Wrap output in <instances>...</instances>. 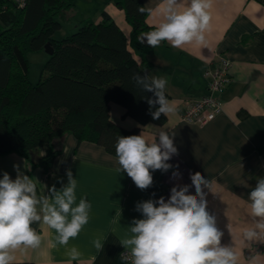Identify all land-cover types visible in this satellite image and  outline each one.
Instances as JSON below:
<instances>
[{
	"label": "crops",
	"instance_id": "obj_1",
	"mask_svg": "<svg viewBox=\"0 0 264 264\" xmlns=\"http://www.w3.org/2000/svg\"><path fill=\"white\" fill-rule=\"evenodd\" d=\"M142 1L145 7L160 3ZM105 7L102 10L128 34L130 27L123 12L110 0ZM209 11L210 30L205 33V46L176 49L162 42L158 48L149 47L146 54L147 74L167 79L166 93L176 111L166 117L164 124H147L137 135L151 141L160 128L175 133L178 155L168 163L174 169L179 166L182 178H171L174 169L167 173L157 170L152 173L153 185L141 191L126 173L117 172L116 156L96 143H78L72 134L55 142L59 151L47 165L38 164L45 153L43 148L31 151L33 166L17 153L0 156V178L7 172L15 179L13 165H19L37 182L38 195H49L48 189L53 185L61 189L62 183L67 184L66 172L71 170L78 182V199L83 195L92 204L89 223L67 247H50L54 230L34 223L32 227L42 236L41 246L15 252L13 263L67 264V251L75 246L80 257L73 264H122L120 254L124 249L120 239L132 219L142 218L134 210L136 203L161 196L167 200L173 186L190 185L189 174L200 172L212 182V192L205 189L207 208L224 233L221 244L235 248L240 264H264V241L247 242L241 238L243 228L254 226L248 214V195L257 179L264 177V0H213ZM99 20L100 13L94 18L95 22ZM146 23L151 27L155 21L147 16ZM218 57L230 61L232 77L220 95L222 110L204 125L182 121L183 99L197 98L206 92L204 69ZM110 112L111 118L122 126L136 125L132 118L122 116L119 105L112 104ZM189 191L195 194L194 187ZM98 236L107 237L101 252L92 245Z\"/></svg>",
	"mask_w": 264,
	"mask_h": 264
},
{
	"label": "clouds",
	"instance_id": "obj_2",
	"mask_svg": "<svg viewBox=\"0 0 264 264\" xmlns=\"http://www.w3.org/2000/svg\"><path fill=\"white\" fill-rule=\"evenodd\" d=\"M212 3L213 0H160L155 7H139L138 12L153 18L155 23L137 41L151 48H158L162 42L176 49L205 46ZM131 79L144 93L153 94L154 98L145 100L154 120L175 113V105L166 95V78L134 73ZM174 138L175 133L163 128L151 141L142 134L119 135L115 144L117 172L126 173L139 190H147L153 185V172L174 169L168 163L178 155ZM13 167L15 179L7 172L0 178V264H13L15 252L41 246L42 236L32 227L34 223L54 230L55 239L49 240L50 247H67L89 223L92 208L85 196L78 199V182L71 170L66 172L67 184L62 183L61 189L53 185L48 189L49 195H38L37 182L19 165ZM178 168L176 165L172 171V179L182 178ZM189 175L191 184H176L167 200L161 196L136 203L134 210L142 218L132 219L120 239L124 249L120 254L122 264H240L235 248L221 244L224 233L208 211L205 189L212 192V182L200 172ZM193 187L195 194H190ZM248 201V214L254 226L243 228L241 238L247 242L264 241V177L257 179ZM106 239H93L97 252L103 251ZM67 256V264H73L80 252L73 246Z\"/></svg>",
	"mask_w": 264,
	"mask_h": 264
},
{
	"label": "trees",
	"instance_id": "obj_3",
	"mask_svg": "<svg viewBox=\"0 0 264 264\" xmlns=\"http://www.w3.org/2000/svg\"><path fill=\"white\" fill-rule=\"evenodd\" d=\"M110 1L123 12L128 34L106 10L97 22L65 17L66 11L74 12L76 0H23V6L0 0V156L17 153L33 166L31 151L43 148L38 164L47 165L59 151L55 142L68 134L116 156L119 135H137L147 124H164V115L154 120L149 113L145 97L153 94L131 79L134 73L145 75L149 64V47L137 41L151 29L147 15L138 12L143 1ZM63 21L76 29L57 39L53 35ZM46 43L52 54L33 84L27 76V55L44 51ZM112 104L122 107V116L136 125L126 128L114 121Z\"/></svg>",
	"mask_w": 264,
	"mask_h": 264
},
{
	"label": "built area",
	"instance_id": "obj_4",
	"mask_svg": "<svg viewBox=\"0 0 264 264\" xmlns=\"http://www.w3.org/2000/svg\"><path fill=\"white\" fill-rule=\"evenodd\" d=\"M16 1L18 6H23V0ZM229 69L230 61L225 57H218L215 62L204 69L206 92L197 98L183 99L180 111V119L182 121L204 125L214 119L222 110L220 95L232 81Z\"/></svg>",
	"mask_w": 264,
	"mask_h": 264
},
{
	"label": "rangeland",
	"instance_id": "obj_5",
	"mask_svg": "<svg viewBox=\"0 0 264 264\" xmlns=\"http://www.w3.org/2000/svg\"><path fill=\"white\" fill-rule=\"evenodd\" d=\"M108 0H76L75 9L65 12V17H71L73 14L77 20L91 19L99 15L102 9H105V5ZM76 29L72 23L62 22V27L54 33V37L62 38ZM28 71L27 76L31 83H36L43 69V65L47 60V54L44 51H32L28 53Z\"/></svg>",
	"mask_w": 264,
	"mask_h": 264
},
{
	"label": "water",
	"instance_id": "obj_6",
	"mask_svg": "<svg viewBox=\"0 0 264 264\" xmlns=\"http://www.w3.org/2000/svg\"><path fill=\"white\" fill-rule=\"evenodd\" d=\"M44 52H45L46 54H48V55L52 54V47L50 46L49 43H46V44L44 45Z\"/></svg>",
	"mask_w": 264,
	"mask_h": 264
}]
</instances>
